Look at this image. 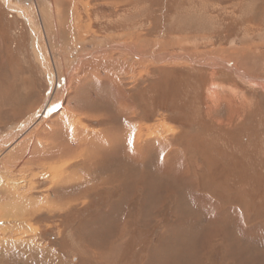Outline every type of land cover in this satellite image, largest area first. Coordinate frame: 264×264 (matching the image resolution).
<instances>
[{"label":"rangeland","instance_id":"1","mask_svg":"<svg viewBox=\"0 0 264 264\" xmlns=\"http://www.w3.org/2000/svg\"><path fill=\"white\" fill-rule=\"evenodd\" d=\"M22 1L0 2V264H264V0H75L78 37ZM175 154L192 176L165 188Z\"/></svg>","mask_w":264,"mask_h":264},{"label":"crops","instance_id":"2","mask_svg":"<svg viewBox=\"0 0 264 264\" xmlns=\"http://www.w3.org/2000/svg\"><path fill=\"white\" fill-rule=\"evenodd\" d=\"M87 1H89V0H87ZM0 2H1V0H0ZM8 2L11 3L12 5H14L15 8L19 9L22 13H25L26 15H29L30 11L32 12V9L34 8V6L28 5L30 2H28V1L23 2L22 0H17V2H14L13 0H3V2H1V3H4V5H7ZM108 2L109 1H105V3H108ZM34 4H36L37 6L39 5L44 10V20L42 21L43 22L42 26L44 28L49 29V27L58 26V28L65 35H73V37L74 36H77V37L81 36V30H82L81 28H83V26H82L83 22L81 20V11L78 10L75 0H35ZM45 10H47V13L45 12ZM28 25L30 26L31 24L28 22ZM87 26H88V21L85 22V27H87ZM64 42H66L68 44H75V39H72V40L68 39V41L65 40ZM65 50L69 51V49H66V48H65ZM152 142H154V141H151L148 143L149 148L156 147L153 145L154 143H152ZM144 147H145V145L142 148H144ZM143 154H144L143 158L138 163L141 164V166L145 165V166H148V169H151L152 163H153L152 159H149L147 157L146 162H145V149H144ZM177 155L178 154L171 155L172 157L170 156V159L174 160L175 165L170 167V169H169L170 172L166 174V175H168L167 179L162 178L166 181L165 182V188L166 187L169 188L170 185H172L171 182H173V181H172L171 176H174V177H176V179H178L176 176V171H178L179 174H183V178H185V179H189L190 176H192L190 174V172L187 173V171H184V168L186 169V162L184 161V159H182L181 156H177ZM179 158H180V162L178 161ZM133 162H135L134 159H133ZM178 163H179V166H177ZM173 169H174V174L172 172ZM178 169H180V171ZM165 170H167V169L165 168ZM165 173H166V171L164 173L162 172V174H165ZM156 186L158 187L159 183ZM183 187H184V185H183ZM181 189L184 190L185 188L181 187ZM176 190L178 191V187L177 188H176V186L171 187L169 194L170 195H174V194L177 195ZM186 192L190 193L189 194L190 197H194L196 195L194 190H190V191H186ZM162 196H164L165 198L167 197L166 195H162ZM131 200H130V202L133 201V200L132 201ZM160 201L162 202L163 199L161 200V198H160ZM158 206H159V204L153 205V206H145V204H144L141 208L135 209V214L133 216V219L136 220L137 223H140L141 226H143V227L150 225V223H152V224L155 223L156 218L159 215V211H160V210H158ZM128 211H130V210H128ZM100 212H101V209L98 210L95 217L99 216ZM127 214H129V212H127V209L126 208L123 209L124 217L126 216V218H127ZM175 214H176V212H175ZM176 220H177V218H174V221H176ZM174 221L172 220L169 223H173ZM212 232H215V231L213 229H210L207 233L209 242L213 238H215L213 236H209V234ZM164 237L166 238V237H168V235H164ZM183 253H184V251H183ZM246 258L247 257H245V259ZM236 259H237V257H236ZM242 259H244V257ZM238 262H239V264H241L240 261H238ZM245 262H249V261L245 260ZM235 264H238V263L236 262ZM249 264H253V263L250 262Z\"/></svg>","mask_w":264,"mask_h":264},{"label":"bare ground","instance_id":"3","mask_svg":"<svg viewBox=\"0 0 264 264\" xmlns=\"http://www.w3.org/2000/svg\"><path fill=\"white\" fill-rule=\"evenodd\" d=\"M46 105H47V104H46ZM44 109H45V108H44ZM44 109H43V110H44ZM49 111H50L49 108H48V109H45V110L43 111V114H40V115H47V113H49ZM42 117H43V116H42ZM27 125H28V124H27ZM111 130H112V129H111ZM114 130H115V133L118 131L117 129H114ZM108 132H109V131H108ZM117 133H118V132H117ZM117 133H116V134H117ZM108 134H109V133H108ZM91 135H92V134H91ZM106 135H107V134H106ZM106 135H105V136H106ZM90 137H91V136H90ZM100 137H101V136H99V138H100ZM121 138H123L122 135H121V133H120L119 136H115V134H113L112 137H111V139H112L111 141L114 142L116 146H119V144H120L121 141H122ZM120 139H121V141H120ZM108 140H109V139H108ZM113 140H114V141H113ZM136 140H137V139H136ZM123 141H124V140H123ZM124 142H126V137H125V141H124ZM131 142H132V141H131ZM131 142H130V143H131ZM121 144H123V143H121ZM56 145H57V144H56ZM57 146H58V145H57ZM131 146H132V147H131V150H132L133 152H135L134 149L137 147V145L134 144V143H131ZM61 147H62V146H61ZM65 147H69V145L66 143L63 149H65ZM63 149H62V150H63ZM62 150H61V151H62ZM61 153H63V152H61ZM58 154H59V152H57V154L53 155V157L58 156ZM136 154H138V153H136ZM51 157H52V156H51ZM7 243L9 244L8 246H12L10 242H7ZM9 259H10V258H9Z\"/></svg>","mask_w":264,"mask_h":264},{"label":"water","instance_id":"4","mask_svg":"<svg viewBox=\"0 0 264 264\" xmlns=\"http://www.w3.org/2000/svg\"><path fill=\"white\" fill-rule=\"evenodd\" d=\"M34 117H36V116H34ZM34 117H33V118H34ZM29 121H30V120H28L27 122H29ZM19 127H20V126H18V128H19ZM23 127H24V125H23L21 128H23ZM21 128H20V129H21ZM17 130H19V129H17Z\"/></svg>","mask_w":264,"mask_h":264}]
</instances>
